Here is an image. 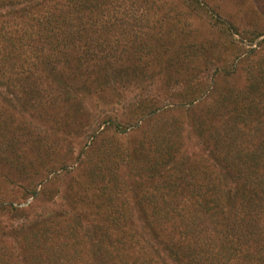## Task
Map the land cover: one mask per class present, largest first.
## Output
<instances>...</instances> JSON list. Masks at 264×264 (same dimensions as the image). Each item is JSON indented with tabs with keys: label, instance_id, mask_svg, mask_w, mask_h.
Returning a JSON list of instances; mask_svg holds the SVG:
<instances>
[{
	"label": "trees",
	"instance_id": "16d2710c",
	"mask_svg": "<svg viewBox=\"0 0 264 264\" xmlns=\"http://www.w3.org/2000/svg\"><path fill=\"white\" fill-rule=\"evenodd\" d=\"M208 3L0 0V264H264V9Z\"/></svg>",
	"mask_w": 264,
	"mask_h": 264
},
{
	"label": "rangeland",
	"instance_id": "374dc122",
	"mask_svg": "<svg viewBox=\"0 0 264 264\" xmlns=\"http://www.w3.org/2000/svg\"><path fill=\"white\" fill-rule=\"evenodd\" d=\"M207 8L213 12L214 14H218L219 12L223 15H228L232 21H234L237 25L240 27V31L246 32L250 31L255 28L257 24L253 23H259L262 20H260V13L261 9H264V0H209V3L206 4ZM253 8L256 14H248L247 11L250 8ZM206 15L200 19L195 18L199 20H192L194 25L204 28L206 30L207 23L205 22ZM264 27V24H261ZM208 31V30H207ZM236 38H242L243 36L238 35L234 33ZM264 39V33L256 38L254 44L257 46V44ZM246 42H249L248 40H245ZM96 115V113H95ZM103 114H99L96 118L102 117ZM100 120V118H99ZM99 121L95 122V125H99ZM105 124L101 127L103 129ZM153 126V125H152ZM133 130L132 128H129L128 133L126 134H119L121 139L124 141L132 140L134 137L132 136ZM192 140V141H191ZM191 140H185V148L189 153L198 151V144L195 139ZM91 139L89 140L88 146L91 145ZM88 147H86L87 149ZM74 162H76L74 165L70 164L67 168V170L59 169L56 172L50 173L48 177L43 180V183L46 184L47 187H74V190L79 189L80 187H86L84 181L82 180V176L84 173V168L86 167L85 161L83 157L76 160L74 159ZM57 176V178H55ZM42 177L41 179H43ZM55 179V180H54ZM54 180V181H53ZM38 185V190L42 188V184ZM10 185H5L3 187V191L5 193H8L10 191H16L18 190V187H9ZM98 187H100L98 185ZM66 194V192H65ZM52 198V196L50 197ZM59 201L57 205H54L52 203H49L47 200H43L41 204L37 203V207L35 212L39 215L46 214L51 215L62 205L65 207V205H68V202L65 200V198L61 197H55L53 201ZM33 201V198H29L27 201H22L19 205L20 207H28L29 204ZM60 207V209H61ZM70 209V207H69Z\"/></svg>",
	"mask_w": 264,
	"mask_h": 264
}]
</instances>
